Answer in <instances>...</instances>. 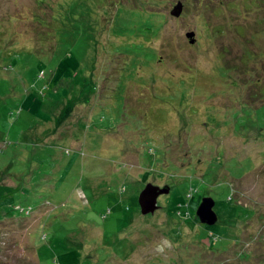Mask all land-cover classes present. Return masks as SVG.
<instances>
[{
  "label": "rangeland",
  "instance_id": "rangeland-1",
  "mask_svg": "<svg viewBox=\"0 0 264 264\" xmlns=\"http://www.w3.org/2000/svg\"><path fill=\"white\" fill-rule=\"evenodd\" d=\"M0 174V264H264V0H0Z\"/></svg>",
  "mask_w": 264,
  "mask_h": 264
},
{
  "label": "water",
  "instance_id": "water-1",
  "mask_svg": "<svg viewBox=\"0 0 264 264\" xmlns=\"http://www.w3.org/2000/svg\"><path fill=\"white\" fill-rule=\"evenodd\" d=\"M183 11V3L179 1L172 15L178 17ZM195 33H187V37L192 38ZM195 39L190 42L193 43ZM171 191L169 186L160 187L152 183H148L139 196V205L141 208V213L143 215L154 214L159 208L158 199L163 194H169ZM215 200L211 197H206L203 199L198 211L197 218H199L202 224L212 226L218 222V216L215 207Z\"/></svg>",
  "mask_w": 264,
  "mask_h": 264
},
{
  "label": "trees",
  "instance_id": "trees-1",
  "mask_svg": "<svg viewBox=\"0 0 264 264\" xmlns=\"http://www.w3.org/2000/svg\"><path fill=\"white\" fill-rule=\"evenodd\" d=\"M0 177H1V174H0ZM0 189H4V190H6V191H8V192H9V190H11L10 186H4V185H2L1 183H0ZM16 207H17V206H16ZM16 207H15V208H16ZM17 209H19V210H21V211H23V212H26L27 214H29V212H27V211H31V210H32L30 207H28V208L25 209V208L20 207V206H18Z\"/></svg>",
  "mask_w": 264,
  "mask_h": 264
},
{
  "label": "built area",
  "instance_id": "built-area-1",
  "mask_svg": "<svg viewBox=\"0 0 264 264\" xmlns=\"http://www.w3.org/2000/svg\"><path fill=\"white\" fill-rule=\"evenodd\" d=\"M27 212H30V211H27Z\"/></svg>",
  "mask_w": 264,
  "mask_h": 264
}]
</instances>
